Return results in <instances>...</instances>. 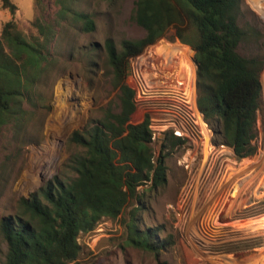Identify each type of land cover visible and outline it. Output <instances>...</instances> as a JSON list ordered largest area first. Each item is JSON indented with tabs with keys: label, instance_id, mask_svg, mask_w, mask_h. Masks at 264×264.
Returning a JSON list of instances; mask_svg holds the SVG:
<instances>
[{
	"label": "rangeland",
	"instance_id": "374dc122",
	"mask_svg": "<svg viewBox=\"0 0 264 264\" xmlns=\"http://www.w3.org/2000/svg\"><path fill=\"white\" fill-rule=\"evenodd\" d=\"M10 1L17 11L12 17L1 9L0 2V31L12 18L28 39L38 36L31 24L35 19L53 25L54 31L49 49L51 64L35 86L32 100L21 103L25 115L20 122L11 121L0 128V221L18 214L21 198L37 193L54 179L71 176L65 164L83 150L72 141V135L85 133L104 120L106 111H120L121 92L114 80L107 43L120 52L123 41L146 36V30L133 20L138 0ZM60 3L72 12L57 25ZM74 10L92 20L91 30H85L84 22L72 15ZM238 23L252 26L262 36L240 44L238 52L245 57H264V0H241ZM175 33L174 25L169 26L160 39L130 58L124 79L134 89L135 110L128 123L140 124L147 116L151 119V133L153 130L164 135L150 147L155 160L164 155L165 181L158 187L151 182L138 187L137 197L129 200L116 219L101 217L94 230L79 232L78 257L68 264H264V68L252 142L257 149L255 155L237 158L232 148L216 143L219 139L210 127L208 147L193 138L189 144L180 140L172 150L168 146L163 150L165 139L172 135L163 132L165 127L158 122L163 121V112L155 105V93L161 90L149 85L154 78L173 72L179 78L177 84L182 80L181 87L174 86L181 89L185 67L172 63V71L164 74L170 63L163 60L162 68L148 63L153 59L151 53L156 50L178 52V57L187 55L194 67L192 83H196L194 51ZM144 62L148 64L146 68H140ZM60 84L80 96L77 102L65 99L66 110L75 107L78 122L64 135L61 121L52 123ZM49 124H55L52 139L59 161L46 178H41L40 172L49 167L48 161L45 157L34 160L32 153L48 136ZM132 223L140 232L150 230L154 250L129 244ZM6 251L0 235V264H4Z\"/></svg>",
	"mask_w": 264,
	"mask_h": 264
},
{
	"label": "trees",
	"instance_id": "16d2710c",
	"mask_svg": "<svg viewBox=\"0 0 264 264\" xmlns=\"http://www.w3.org/2000/svg\"><path fill=\"white\" fill-rule=\"evenodd\" d=\"M68 1V0H66ZM1 9L12 17L17 8L10 0H0ZM57 25L71 11L60 3ZM241 0H138L133 16L146 30L137 41H123L121 51L107 43L114 80L121 95L120 111H106L105 118L85 133L71 137L83 150L67 161L71 176L54 179L37 193L19 201L14 218L0 221V235L7 251L4 264H68L75 262L79 232L94 230L101 217L116 219L137 197V188L165 181L164 155L154 159L150 147L148 117L129 124L134 112V91L124 83L128 60L160 39L174 25L175 37L194 51L197 107L204 121L219 139L218 144L233 149L241 159L256 154L255 124L261 105L260 74L264 57H245L240 44L262 37L252 26H240ZM72 15L93 28L84 13ZM38 36L28 39L13 18L0 31V128L25 115L24 100H32L35 86L46 75L50 59L53 25L35 19ZM163 150H172L180 140L168 136ZM216 140V139H215ZM168 146V147H167ZM128 242L154 250L150 230L138 231L130 225Z\"/></svg>",
	"mask_w": 264,
	"mask_h": 264
},
{
	"label": "built area",
	"instance_id": "2783aa9c",
	"mask_svg": "<svg viewBox=\"0 0 264 264\" xmlns=\"http://www.w3.org/2000/svg\"><path fill=\"white\" fill-rule=\"evenodd\" d=\"M165 77L167 76L164 75L159 78H154L149 85V87L154 86L161 90L159 93H155V95L158 96V99L155 100V105H159L161 111L163 112V118L161 117L163 121L158 120V122L163 123L162 126L165 127L163 129V132L166 131L173 137L186 142L187 144H189V141L195 138L203 146L208 147L210 143L211 131L208 125L205 123L203 115L200 113L197 107L196 83L195 85H193V83L191 82V86L189 87V89H187L189 90L188 95L185 89L181 90L179 88H175L174 83L176 79L171 78L173 81L172 84H167L168 79H166ZM194 78L192 79V81L194 80ZM139 80L142 84L146 83L145 80L142 81L140 77ZM162 87L164 90L161 89ZM150 120L151 119H149V121ZM163 136L164 135H157V132H153L152 130L151 142H154L156 138L159 139Z\"/></svg>",
	"mask_w": 264,
	"mask_h": 264
},
{
	"label": "bare ground",
	"instance_id": "6f19581e",
	"mask_svg": "<svg viewBox=\"0 0 264 264\" xmlns=\"http://www.w3.org/2000/svg\"><path fill=\"white\" fill-rule=\"evenodd\" d=\"M165 46H167L166 44H164ZM153 59L152 60H149L148 63H156L158 64V66L160 65V67L162 65L165 66V64H162L161 62L164 61H168L170 63V65L172 63H174L176 66L180 65V68L181 66L183 65L185 68V72H184V77L181 78L184 80V86L182 85L183 88H181V90L185 89L186 93L189 95V87L191 86V82L192 79L194 78V72H193V66L192 64L190 63V60H189V57L186 55L184 56L185 54H182V57H178V52L176 53H170L168 51L166 52H163V51H159L157 52L156 50L153 51ZM155 57V58H154ZM154 60V61H153ZM146 65L147 62H144L142 63V67L140 68H146ZM166 65H169V64H166ZM173 66L171 65L170 68L166 69V73L164 74H168L172 71V68ZM175 67V66H174ZM162 68V67H161ZM178 68V67H177ZM183 68V67H182ZM170 69V70H169ZM158 72V70H157ZM173 72L170 73L169 77L168 78V81H167V84H172V79L171 78H174V79H179V78H176L175 75L172 74ZM179 77V76H178ZM180 83L182 82L179 81ZM180 83H178L180 85ZM174 84H177L176 82ZM178 84H177V87H178ZM181 87V85H180ZM67 87L63 86V85H59V88H57V102H56V110L54 112V115H53V120H52V123L54 122H58V121H61V125L64 129L63 131V135L66 134L71 128L74 127V125L78 122V116L76 114V112H74L73 110L75 109V107H71L70 110H66L65 108V105L67 104L66 100L67 99L68 101H71V102H77V98L80 97L79 96V92L75 91V92H69L68 89H66ZM157 93V92H156ZM68 105V104H67ZM72 106V105H71ZM60 112L63 114H66L63 115L60 114ZM50 125V124H49ZM54 125H50V131L48 132V136L46 137V139L44 140V142L42 143V145L38 148L35 149V151L32 153V155L34 156V160L37 159L38 157L41 158L42 160V157L46 158V161H48L47 163L49 165V167H44L43 171L40 172V177L41 178H46L52 171V169H54L56 167V165L58 164V161H59V157L58 155L56 154V144H55V141L52 139L53 136H55V132H54ZM37 160H40V159H37ZM36 160V162H37ZM34 171V170H33Z\"/></svg>",
	"mask_w": 264,
	"mask_h": 264
}]
</instances>
